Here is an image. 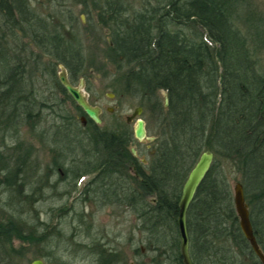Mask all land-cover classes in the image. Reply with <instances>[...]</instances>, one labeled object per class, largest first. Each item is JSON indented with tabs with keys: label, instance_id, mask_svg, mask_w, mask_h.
I'll return each mask as SVG.
<instances>
[{
	"label": "trees",
	"instance_id": "1",
	"mask_svg": "<svg viewBox=\"0 0 264 264\" xmlns=\"http://www.w3.org/2000/svg\"><path fill=\"white\" fill-rule=\"evenodd\" d=\"M93 2L112 38L108 56L115 65V78L110 87L119 96L140 97L141 104L155 112L160 130L143 170L129 147L135 135L126 123L109 128L89 120L92 132L69 146V152L84 156L72 169V179L94 173L83 196L103 193L107 200L114 195L115 203L129 206L126 209L139 222L142 243L156 253L152 264H184L179 202L190 171L210 149L214 161L187 213L193 264H262L241 229L229 174H242L251 221L264 251V68L256 46L250 44H264V16L249 6V0H147L139 10L123 0ZM30 5L28 0H0V8L19 11L17 16L0 15V182L18 194L27 191V180L34 176L28 171L33 169L36 151L20 132L28 126L37 138L41 117L33 118V114L48 106L37 82L47 76L44 83L72 100L55 64L41 73L38 58L27 44H44L51 56L64 63L72 80L77 81L86 66L78 35L67 31L65 23L57 27L49 16L30 11ZM243 12L247 13L243 16ZM236 19L255 29L256 38L248 37ZM14 44H19V51ZM71 114L67 112L65 119L73 127L87 128ZM134 163L142 169L143 180L137 186L119 181V171L129 170ZM113 177L114 182L103 187V181ZM43 179L38 177L37 187ZM37 187H31L30 193L37 192ZM30 193L24 194L26 198ZM2 200L6 213L0 215V264H18L16 256H25L31 246L53 251V260L61 257L54 255L56 250L73 246L89 249L92 256L99 252L101 264H114L117 259L115 247L103 245L92 235L85 243L75 238L79 231L75 236L66 234L61 223L31 222L25 216L24 200L16 208L11 198ZM79 214V221L85 223V213ZM62 243L66 244L63 249L59 248ZM109 248L114 251L107 254ZM134 250L139 253L141 248L136 245Z\"/></svg>",
	"mask_w": 264,
	"mask_h": 264
},
{
	"label": "rangeland",
	"instance_id": "2",
	"mask_svg": "<svg viewBox=\"0 0 264 264\" xmlns=\"http://www.w3.org/2000/svg\"><path fill=\"white\" fill-rule=\"evenodd\" d=\"M123 1L130 5L131 8L139 10L144 7L147 0ZM151 1H153V3L155 2V0ZM249 1V6H252L257 14L264 16V0ZM35 5L36 9H39L42 14L45 12L46 15L43 16H49L51 22L55 23L57 27H60L59 22L65 23L67 26L66 30L69 31L71 29L72 32L77 34L78 38L83 42L82 45L86 55V66L83 74L87 82L85 91L89 94L92 103L103 108L102 125L114 128L117 124L126 122V117L133 112L136 106L141 105L143 107V113L138 117H142L146 120L148 136L153 137L155 140L160 130L159 121L155 116V112L153 113L150 109H147L146 106L141 104L140 97L133 95L119 96L117 94L114 97L108 96V93H115L110 87L115 78V65L113 59L108 56V40L110 37V34L108 33L109 28L99 21V9L95 6L93 0H86L84 2L81 0H36ZM246 13L247 12H243L242 15L244 16ZM71 16L74 18L73 21ZM69 20L73 22V26L69 24ZM236 21V24L239 25L240 29L245 34H249L248 37L256 38L253 33L255 29L248 28L245 21L241 22L237 19ZM250 44H252L251 46L253 47L256 46L255 49H257L256 54L259 58L260 66H263L264 68V48H262L264 44L261 45V43L258 42L257 44H259V47H257V44ZM37 85L39 88H45L40 81L37 82ZM107 107L114 108L113 112H108L106 110ZM71 110L76 112L74 108ZM137 118L133 119L129 124V129L132 131L135 129ZM52 121L53 119L49 118L43 126L45 128L49 125L51 126ZM20 135L21 138H25L26 140L32 137L27 126H23ZM35 139L36 138L34 137L27 142V144H34L36 151L32 162L34 172H32L33 174L31 172L28 173L34 176H30L27 180V183L29 182L30 184L27 185V191H25V193H30L32 192L31 190L33 187H37L36 181L38 177H44L45 179L44 172L52 162L53 153H51L47 147L48 145H43L39 143L42 141ZM154 140H147L141 144H137V141L132 142L134 147L140 153L138 158L140 161L142 160L141 162H143V160L150 161L154 152ZM7 142L11 145L13 144L10 137L7 138ZM75 156L81 159L84 157L81 153L76 154ZM93 176L94 173H88L85 178H79L77 181L75 180L76 183L73 186L67 187V192L63 199H61V194L66 187L64 183H60L57 188L50 189L45 188L43 184L37 192L29 194L31 197L26 198L24 195L25 193H13L12 191L7 190L0 182V201L1 203L5 202V200H2V197L6 199L11 198V200L16 203L14 206L16 208L19 207L18 202L24 200L22 203L25 204L23 205L24 211L26 212L25 216L27 219L32 220L31 222L37 223L46 221L48 224H51V226L56 224L59 225L61 223V228L64 229L66 234L77 233L79 231L80 235H76L75 238L81 239L85 243L90 242V235L104 239L105 242H109L112 246L119 247V249L121 248L122 252L126 254V260L123 264H152L149 262L152 259L151 257H154V253L151 254L144 246L145 244L142 243L143 237L140 235L141 232L138 227L139 222L136 221L135 215L131 213L130 210L128 211L124 207L118 205L101 207L95 205L92 200H88L87 203L80 201V203L77 204V201H75L76 198L80 195L83 196V193L89 187L87 185ZM56 178L57 176L53 179ZM229 178L233 185L234 192V186L237 182H241L242 174L237 171H232L231 175L229 174ZM33 181H35V184ZM42 182L40 184H42ZM64 200L67 201V206H63L62 201ZM64 208H68L67 211H63ZM82 211L85 213V223L80 225L79 213ZM3 212L6 213L5 209L0 205V215ZM90 223L91 226L88 228L87 225H90ZM39 226L40 224L38 227ZM134 233L136 240L131 239V236ZM133 241L135 244H132ZM20 243L19 240L15 241L16 246H19ZM63 245L64 244L62 243L59 248L63 249L66 247V244L65 246ZM136 245L139 247L144 246L145 251L136 255L134 253ZM31 248L35 249L34 246L29 247L25 256L17 255V262H20V264H31L32 259H34V253ZM94 258V255L92 256L90 250L87 248L81 250L80 247L74 246L70 248L66 256L62 257V259L73 264H93Z\"/></svg>",
	"mask_w": 264,
	"mask_h": 264
},
{
	"label": "flooded vegetation",
	"instance_id": "3",
	"mask_svg": "<svg viewBox=\"0 0 264 264\" xmlns=\"http://www.w3.org/2000/svg\"><path fill=\"white\" fill-rule=\"evenodd\" d=\"M8 1H11V0H8ZM35 1L36 0H28L29 4H31L30 5V11H35V12L37 11V14H39L41 16L46 15L45 12L42 14L41 11H39V9H36ZM9 14L17 16L19 14V11H18V9H14V10L10 11V10H8L6 8L5 9L0 8V15H9ZM16 45H18L17 48H16ZM27 45H28L29 48L32 49V52L34 53L33 55L37 56L36 58H38L37 61L39 62V68L41 70V73H42L43 70L44 71L46 70L47 66H50L51 64H55L56 68H58V77H59V80H60L61 69L63 67L65 68L64 63L61 62L59 59L54 58L53 56H51V54H50L51 50L46 48L44 46V44L38 45V44H33L32 43V44H27ZM14 46H15V48L17 50H18V48H20L19 44H14ZM27 54H29V53L27 52ZM56 54L60 55V54H63V53L62 52L60 53L59 51H56ZM28 58L29 57L27 55L25 59H28ZM31 59L33 60V57H31ZM59 68H60V70H59ZM65 69L67 70V68H65ZM34 71H36V67L34 68ZM41 73L38 72L37 76L41 77L42 76ZM67 73H68V70H67ZM46 77L47 76H43V78H42L43 79L42 84L44 85L45 88H40V91H42L41 93L44 95L45 100H47L46 104L48 106L47 107L44 106V108H41L40 110H38L35 113L36 115L33 114V118H35L36 116L41 117V122L39 123V127H38V128H40V130L37 133H42V136L38 135V137L35 140L42 141V142H39V143H41L43 145L47 144L48 145L47 147L49 148L51 153H53L52 162H51V164L48 165V168L44 172V175H45V179H43L44 180L43 181L44 187L45 188H49V189L50 188H57V186H59L60 183H64L66 187L64 188V191L61 194V199H63V198H65V195H66V192H67V187L68 186H73L76 183L75 180L72 179V174H73L72 169L80 162V158L76 157L75 156L76 154H74L72 152H69L71 150L70 147L72 146L73 142L81 141L82 138H83L82 135H86V134L92 132L93 127H88V125L90 124L89 120H92V119L89 118L88 116H86L87 117V122L85 124L82 123V125L83 126H87V128L78 129L76 127H73L72 126L73 123L69 122V121H67L65 119V117L67 116V112H69V113L71 112L73 114V115L72 114L71 115L73 117L77 118V119H79L84 114H80L78 109H76V107L73 105L72 100H74V98L71 96V94L68 91L67 92L72 97V100L69 99L68 96L64 92L59 90V88L58 89L51 88L49 83H44V80L47 79ZM68 77H69V80L71 81V83H73L74 85H78L79 82H80V79L84 78L85 87L87 85L86 78L82 74L79 75V77L77 78V81L72 80V78H71L69 73H68ZM60 82H61V80H60ZM61 84H62V82H61ZM111 94H113L114 96L116 95V93H108V96H111ZM114 96H112V97H114ZM87 97H88V101L92 105L98 106L95 103H92L90 101L88 93H87ZM98 107H100V109H101L100 116L102 118V114H103L104 110H103V108L101 106H98ZM72 108H74V110H76V112L75 111L73 112L71 110ZM106 110L108 112H113L114 108L107 107ZM63 112H65V113L64 114H59V113H63ZM132 113L126 117V122H124L128 126L133 121V119H135V118H132L131 121H128V118H129V116H132ZM49 118H52L53 121L51 122V126L49 125L50 127L48 126L47 128H45L43 125L46 123L47 120H49ZM145 122H146V120H145ZM102 123H103V118H102ZM102 123H100V124L96 123V124L98 126L102 127L103 126ZM27 128H28V126H27ZM146 130H147V122H146ZM29 132L31 133V131H29ZM147 134H148V130H147ZM31 135H32V137L28 138L27 140L34 138V135L32 133H31ZM134 135H135V129H134ZM135 141L138 142L137 144H141L142 142H146L147 140H142L141 141V140L137 139V137L135 135ZM129 147H130V149L132 151V148L134 147V144H131ZM134 155L138 158V156L140 155L139 151L137 150V153L134 154ZM138 161H139L138 163L140 164V167H142L143 170H146V167H147L146 165H148L149 161L143 160V162H141L142 160L140 161L139 158H138ZM142 169H139L135 163L132 165V167L129 170L121 169L119 172L122 171L121 172L122 176H119V181H122V179L127 181V182L132 181L134 186H137L138 182L143 180V176H142V172H141ZM28 172H31V173L34 172V169H31ZM56 176H57V178L53 179ZM114 178L115 177L110 178V179H105V181H103L104 182L103 183V187H105L106 183L112 184L114 182ZM103 187H102V191L101 192H104V189H106V188H103ZM39 188L40 187H37V189H39ZM110 191L113 192V194H114V191H112V190H110ZM99 196L100 197H98V196L88 197L86 195V196H83L82 198H76L75 201H77V204H78V203H80V201H82L83 203H87L88 200L89 201L92 200L95 203V205H99L101 207H103V206H116V205H118L120 207H124L125 209L127 207H129L127 204L115 203L114 202V195H112V197L110 199H107V200H105V195L103 193H100ZM109 201L112 202V203H108ZM153 201H155V198L153 199ZM62 202H63V206H67V201L64 200ZM81 224H83V222H81ZM75 234H77V233H74L73 236H75ZM140 235H141V237H143L142 233H140ZM134 236H135V233L132 234L131 239H135L136 240V238ZM96 238L100 239L97 236H96ZM100 240L103 242V245H105L107 247L108 246H110L112 248L115 247V246H112L109 242H105L104 239H100ZM144 246L146 247V249H148V251L151 254L152 253L156 254L153 251V249L148 248L146 245H144ZM144 246H140L141 251L139 253H141L142 251H145ZM115 248H116L115 252H117L116 254H118V257H117V259L115 257V260L113 261V263L114 264H123L125 262V260H126V254L124 252H122L121 248L120 249H119V247H115ZM31 249L33 250V253H34V256H33L34 259H32L31 264L33 263V261H35L37 259H41L43 261V264H64V261H66V260L62 259V257L66 256L64 254H67V252L70 250V249H68V250H56L54 255H57L58 254L57 252H59L61 257H59V260H55V259L53 260V257H51L53 251H50V250H36V249H33V248H31ZM112 251H114V250L109 248L107 254L111 253ZM134 253L136 255L139 254L135 250H134ZM25 254H27V250H26ZM99 256H100L99 252L97 254H94L95 258H94L93 264H101V260L99 258L97 259V257H99ZM151 258L152 259H151V261L149 263H152L154 261V257H151ZM159 258L162 259V257H159ZM191 259H192V257H191ZM15 260H16L15 261L16 263H18V264L20 263V262H17L18 261L17 258H15ZM192 263H193V260H192Z\"/></svg>",
	"mask_w": 264,
	"mask_h": 264
},
{
	"label": "water",
	"instance_id": "4",
	"mask_svg": "<svg viewBox=\"0 0 264 264\" xmlns=\"http://www.w3.org/2000/svg\"><path fill=\"white\" fill-rule=\"evenodd\" d=\"M109 32V31H108ZM111 42V39H109ZM60 80L64 87L68 90L71 96L74 98L76 103L83 108L86 115L94 120L96 123H102V118L100 116L101 109L98 106L92 105L88 101L87 93L85 91V80L84 78L80 79L78 85H74L71 83L68 77L67 70L63 67L60 72ZM111 96H114L111 94ZM169 103V98L165 96V104ZM143 113V108L141 106H136L132 113V116H129L128 121H131L132 118H136L141 116ZM82 122L85 124L87 122V117L83 116L81 118ZM135 135L139 140H154L153 137L148 136L146 130V122L142 117H138L136 127H135ZM132 152L134 154L137 153L135 147L132 148ZM214 152L210 149L204 151L200 156L199 160L195 164V166L190 171L182 189V195L179 202V216H178V224L181 235L182 242V255L184 258L185 264H193L191 255H190V236L187 225V213L190 207L191 202L193 201L196 192L205 178L206 174L210 170L212 163L214 161ZM234 202L235 208L240 218V226L245 235V237L249 240L254 252L260 258L261 262L264 264V253L261 249L257 237L255 235L254 227L251 221L250 208L246 201L244 185L242 182H237L234 186ZM32 264H43L41 259H37L33 261Z\"/></svg>",
	"mask_w": 264,
	"mask_h": 264
},
{
	"label": "bare ground",
	"instance_id": "5",
	"mask_svg": "<svg viewBox=\"0 0 264 264\" xmlns=\"http://www.w3.org/2000/svg\"><path fill=\"white\" fill-rule=\"evenodd\" d=\"M108 31H109L108 33L110 34V30H108ZM109 39H111V42H110V40H108L109 43L111 44V43H112V38H111V36L109 37ZM65 89H66V88H65ZM66 90H67V89H66ZM67 91H68V90H67ZM165 105H166V104H165ZM167 105H168V104H167ZM140 106H141V105H140ZM141 107H142V106H141ZM142 108H143V107H142ZM84 113H85V112H84ZM83 116H87L86 113H85L84 115H82L80 118H82ZM137 119H138V118H137ZM39 130H40V128H39ZM39 130H38V131H39ZM38 134H39V136H40L42 133H38ZM94 175H95V174H94ZM85 177H86V174L82 177V179L85 178ZM90 181H91V180H90ZM43 184H44V183H43ZM43 184H42V185H43ZM40 188H41V187H40ZM40 188H39V189H40ZM248 205H249V204H248ZM258 243H259V242H258ZM250 245H251V244H250ZM259 245H260V244H259ZM251 247H252V246H251ZM260 247H261V246H260ZM252 249H253V248H252ZM261 249H262V247H261ZM262 250H263V249H262ZM253 251H254V250H253ZM181 252H182V245H181ZM263 253H264V251H263ZM255 255H256V253H255ZM182 256H183V255H182ZM257 257H258V256H257ZM258 258H259V257H258ZM259 259H260V258H259ZM260 261H261V260H260ZM262 264H263V263H262Z\"/></svg>",
	"mask_w": 264,
	"mask_h": 264
}]
</instances>
